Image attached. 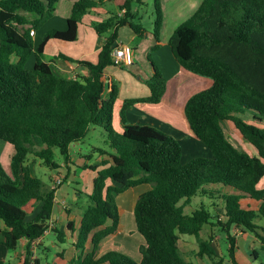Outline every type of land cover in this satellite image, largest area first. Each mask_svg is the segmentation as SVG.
<instances>
[{
  "label": "trees",
  "instance_id": "16d2710c",
  "mask_svg": "<svg viewBox=\"0 0 264 264\" xmlns=\"http://www.w3.org/2000/svg\"><path fill=\"white\" fill-rule=\"evenodd\" d=\"M58 1L0 0V139L14 149L8 172L0 162V244L14 250L25 239L23 264H36L31 258V242L53 222L56 187H49L37 176L34 161L51 170L59 168L56 148L61 159L71 163V145L82 140L90 125H97L105 131V143L112 150L110 160L83 165L96 175L92 192L86 194L90 202L83 208L78 228L69 220L64 231L53 229L61 243L66 240V231L75 234L79 254L71 264H189L179 247L181 234L196 238L197 256L206 255L212 264H222L223 258L210 240L200 236L206 225L217 226L226 234L231 264H236L233 227L252 232L264 251V226L256 223L260 219L264 224V185L258 186L264 177V127L241 117L250 110L257 122L264 120V0H203L168 39L174 58L184 69L212 81L184 105L191 132L210 155L186 161H182L183 149L177 138L154 126L124 119L127 106L158 103L165 92L166 79L150 55L147 58L153 72L144 80L149 93L123 102L122 129H114L118 88L112 83L107 90L103 74L113 65L110 52L117 30L128 25L136 36L146 32L140 23L132 21L135 15L130 0L119 8L123 10L121 16L110 13L92 24L96 34L104 38L96 62L59 55L86 70L74 76L58 74L44 60V46L50 39L76 40L83 15L102 0H74L66 28L48 30L34 45L29 31L42 27ZM30 13L32 18H28ZM153 14L152 50H156L161 45V0H153ZM224 120L234 125L256 154L228 139ZM37 142L40 148H36ZM143 184L151 188L137 196L132 210L136 229L145 242L139 249L140 260L117 249L98 254L100 242L120 229L121 208L116 196ZM210 185L230 187L233 192L211 189ZM198 195H206L214 204L221 200L222 213L213 216L203 203L186 213L184 207ZM245 197L257 202L256 209L242 207ZM30 203L39 204L32 217L26 210ZM88 241L91 250L86 252ZM0 264H4L2 259Z\"/></svg>",
  "mask_w": 264,
  "mask_h": 264
},
{
  "label": "crops",
  "instance_id": "0c3cea01",
  "mask_svg": "<svg viewBox=\"0 0 264 264\" xmlns=\"http://www.w3.org/2000/svg\"><path fill=\"white\" fill-rule=\"evenodd\" d=\"M68 1H70L69 4L66 5V8L62 11H59L58 7H56L57 4H60L61 0L57 2L53 15L32 36L34 45H36L41 40L45 32H47L48 30H64L66 28V20L67 17L70 15L71 7L74 0ZM124 1L125 0H102V3L98 7L89 11V13H96L99 17V21L105 19L110 13H117L121 16L122 10H120L119 8L121 7V5H123ZM202 1L203 0H161V7L163 13L162 26L159 33L161 45L156 50H152V46L154 45L153 6L150 13V25L147 26L138 20V23H140L146 29V32L143 35L136 36L132 33L130 27L129 29L118 28L115 46L119 45L120 43L128 44L129 46H131L133 53V63L131 64V71L124 69L125 67L110 65L106 68L105 73L103 74L104 77H108L107 81L109 84V88L107 90L110 89L112 83L115 84L118 88L117 97L113 107V125L117 129H119V131H121L122 120L120 118V111L122 109L123 102L127 99L148 95L149 93L144 80L152 75V63L148 60L147 56L150 55L152 57L155 64L158 66L159 70L166 79L165 92L160 102L158 103L136 102L127 106L123 111V116L126 122L151 125L156 128L164 129V132L176 136L182 145L183 151L185 150L186 155H188V157L185 156L186 160L195 156L210 155L208 149L191 132L186 117L184 115V105L186 100L192 94L196 93L192 90L194 89V87L204 86L203 89H205L211 85L212 81L209 78L199 76L184 69L174 58L168 46V39L174 29L190 16L198 8ZM111 4H116L117 9L113 10ZM131 11L134 13V15L136 14V12H134L132 9V5ZM32 17L33 15L28 14V18ZM80 24L78 26V36L76 40L69 42L63 40L50 39L46 42L44 46V60L49 62L52 68L62 76H73V74H85L86 70L78 66L75 62H69L63 59L59 56L61 54L78 60L87 59L92 62L97 61V55L101 48L104 38L98 36L93 28L91 32L84 31L83 33H81ZM83 35L85 37H83ZM82 38L83 43H81ZM134 39L137 40L138 44L132 46L130 45L129 41ZM55 46L56 49H53ZM145 66L147 67V69H145ZM115 107H117V113L114 112ZM115 115L117 116L115 117ZM224 121L226 127L230 131H232V133L236 137L238 145L236 143L234 144L229 138L228 139L240 149L250 154H256V150L253 148V146L242 138L241 134L234 127V125L230 121ZM225 133L227 135L226 131ZM78 143L79 142H76L71 145L70 149L73 155L77 151L76 144ZM95 149L96 148H93L94 151ZM5 150H10L9 157L11 158L14 149H9L5 145ZM93 150L92 152H94ZM110 152H112L111 149L105 150L104 154L100 153L101 157H104L100 158L98 163H100L103 159L110 160ZM72 154L70 160L76 163V160L74 159V156L72 157ZM78 162L80 163V159L78 160ZM9 163L10 160L8 162V168ZM69 163L70 162H68L67 164L68 166L51 170L48 174V179L51 183H54L50 185L56 187L54 200L55 204L58 205V209L56 212V217H52L53 222L50 223L49 228L44 232V234L40 238L31 242V258L33 260H36V264H44L42 263V255H45L46 252L52 251V249H55V256L52 260V263L46 261L47 258L45 257V264H65L66 261L72 260L74 252L76 251L74 246L75 234L72 236L69 232H65L67 234H70L71 239L68 238L66 239V241L72 243V248L70 249L71 255L66 254L67 257L69 256L68 259L66 258L67 260H65L64 257H59L58 250H56L57 248H59V241L56 239V233L53 231L54 228L62 229L64 227L62 226L63 224L61 223V221L64 222L66 226V223L69 220H73L75 222V227L77 229L84 208L78 204L80 197V194L78 193H81V191H77L75 188V185L78 183L70 174L73 162H71L70 164ZM57 177H61L59 182L56 181ZM260 182L258 183V186L261 187L264 184L260 185ZM213 187L215 189H222L223 192H233V189H231L230 187H223L220 185H215ZM73 190H76L78 193H75ZM206 199H208V201L211 200L209 203L206 200V206L213 216H215V214L222 213L223 204L221 200V208H219L214 206L215 204L213 199L209 197H206ZM30 204L33 205V203ZM241 204L242 207H244L245 209H256L257 207V202L246 197L241 199ZM72 206L74 208H72ZM27 207L26 210L28 212ZM38 207L39 204L38 206H36V209H38ZM77 209H80L78 213V219H76L75 217V215H77L75 212ZM34 213L35 211L32 214H29L28 212L29 217H32ZM219 218L221 219L222 217L219 216ZM256 223L259 226H264L262 220L260 219H256ZM204 229L206 231V236H203L201 233L200 236L203 239L210 240L211 246L223 258L222 264H231L232 261L230 257L227 256V249L229 248L230 244L226 241V234L224 233V236H222L220 233L222 231L217 226L213 225H206L202 230ZM260 233H262V231H260ZM50 234H53V237L51 238L50 242V248L45 246V250H39V246L42 245L44 237ZM231 235L233 236V259L236 264H264V251L261 248V242L252 232H244L241 231L238 227H233L231 229ZM223 237L226 241L225 253L222 251V246L220 243ZM107 238H109V236L105 237L100 242L97 250L98 254L103 253L100 252L99 249L101 244L105 240H107ZM180 239L181 237H179L178 243ZM25 244L26 240L21 239L18 247L14 250H7L2 244H0V259L3 260L4 264H23ZM89 244L90 241L86 243V252L91 250ZM197 250L198 244L195 250V255ZM39 251L41 253H39ZM196 257L200 258L201 260L206 259V264H209L208 262L212 263V260L206 255L201 257L196 255ZM186 260L190 263L188 259ZM196 264H200V262H197Z\"/></svg>",
  "mask_w": 264,
  "mask_h": 264
},
{
  "label": "rangeland",
  "instance_id": "374dc122",
  "mask_svg": "<svg viewBox=\"0 0 264 264\" xmlns=\"http://www.w3.org/2000/svg\"><path fill=\"white\" fill-rule=\"evenodd\" d=\"M69 2L70 1H68V0H61L60 4H57L56 7H58L59 11H62L66 8V5H68ZM130 2H131L133 11L136 12L133 21L138 22V20H139L140 22L144 23L147 26L150 25V21H151L150 13H151V9L153 6V0H141V2H138L137 0H130ZM116 6H117L116 4L115 5L111 4V7L113 10L117 9ZM30 15H32V14L30 13ZM97 21H99V17L96 13H93V12L85 13L82 17L81 22H80L81 23L80 24L81 33H83L84 31L91 32L92 31V24L94 22H97ZM119 28L129 29V26L123 25V26H120ZM83 37H85V36L83 35ZM81 43H83V38L81 40ZM129 43L132 46L138 44L137 40H135V39L130 40ZM53 49H56V46ZM11 59L14 60V56H12ZM131 67L132 66L129 65V66L125 67L124 69L131 71ZM145 69H147L146 66H145ZM142 76H144V75H142ZM203 88H204V86H202V87L197 86V87H194V89H192V90L194 92H198L199 90H201ZM116 109H117V107H115V111H114L115 113L118 112ZM116 116L117 115H115V117ZM252 116H253V113L250 110H246L241 115V117L246 122L253 123V124H256L258 126L264 127V120H262L261 122H257V120L253 119ZM224 123H225V121H223V124ZM115 125H116V123H115ZM223 126L225 128V131L227 132V137L234 144L236 143L238 145V141H236V137L234 136L232 131H230L226 127V124H224ZM114 129L116 131H119V129H117L116 127H114ZM158 129L165 131L164 129H161V128H158ZM170 135L174 136L173 134H170ZM174 137L177 138L176 136H174ZM105 141H106V134H105L104 129L101 126L90 125L88 128L87 134L82 138V140L79 141L78 144H76L77 145L76 146L77 151L75 152L74 155L72 154V151L70 149V154H72V157L74 156V159L76 160V163L71 160L73 162V165L71 167L70 174L72 177H74V179L78 183L75 185L76 190L81 191V193H78L76 190L75 191L73 190V191L75 193L80 194L78 204L81 207H85L90 202L88 197L86 196V194L87 193L89 194L92 192L93 179L96 175L95 171H93L92 169H89V168H84L83 164H84V162L89 164V165L90 164H97L98 161L100 160V158L104 157V156L101 157L100 152L98 150L94 151L93 148L109 150ZM5 145L9 149H13L11 144H8V143H6L0 139V162H1L3 169L6 172H8L9 171L8 170L9 169L8 168V162L10 160V157H9L10 150H5ZM35 146H36V148H40L41 144L37 142ZM92 150L94 152H92ZM54 152H55V160L57 162H59V165H60L59 168H64L65 166H68L67 164L69 161H63L56 148H54ZM185 156L188 157V155H186V151L184 150L183 156H182V161H186ZM203 156H206V155H203ZM29 157H30V159L32 158L31 156H29ZM79 159H80V163L78 162ZM34 171L37 174V176L40 177L44 181V183L46 185L51 186L50 184H54V183H51L50 180L48 179V174L50 173L51 169H49L43 165H40L39 160H36V159L34 161ZM60 179H61V177H60ZM263 184H264V177L262 178V180L260 182V185H263ZM213 186H215V185H210L211 189H215ZM150 188H151V186L149 184H143V185L137 186L135 188H129L126 191H124V192H122L116 196V202L121 208L120 229H119V232L117 234H115V236H109V238H107V240H105L101 244L100 249H99L100 252H106V251L114 248V249H117L118 251L126 254L127 256L131 257L132 259H134L136 261L140 259L141 254H140L139 249L142 245H144L145 242H144L143 236L136 229L132 210H133V205H134V202H135L137 196L140 193H142V192H144ZM206 200L208 201V199H206V195L195 196L191 199L189 204H187L184 207V211L189 214V213H191L192 210L199 208L201 203H203L206 206V203H207ZM210 201H208V203ZM36 206H38V204L33 203V205L30 204L27 207L29 214H32L34 211L37 210ZM209 206H211V205H209ZM214 206L221 208L219 199L215 200ZM72 208H74V207L72 206ZM79 210L77 209L75 211L77 214V215H75L76 219H78ZM61 223L63 224L62 226L65 227V223L62 221H61ZM63 228L62 229L57 228V229L64 231L65 228L64 229ZM69 233L71 234V232H69ZM69 233L68 234L66 233L67 234L65 237L66 239L70 238ZM220 233L222 236H224V232H220ZM201 234L203 236H206L205 229L201 231ZM52 237H53V234L46 235L43 239L42 245L39 246V250H41V251L45 250L44 249L45 246L50 248V242H51ZM113 237H115V238H113ZM180 237H181V239L179 241V245H180V248H181L183 255L186 257V259H188L190 261L189 264H196L197 262H200V264H206V262H207L206 259L201 260L200 258H197L195 255V250L197 248V241L194 238V236L181 234ZM60 243L61 242H59V244H58L59 248L56 249V250H58V255H59V257H64L65 260H67L69 256L67 257L66 254L71 255L70 249L72 248V243L69 241H66V240L62 244H60ZM220 243L222 246V251L225 253L226 252V241H225L224 237ZM89 247H91L90 244H89ZM54 250L52 249V251L46 252L45 255H42V263L45 264V257L47 258L46 261H48L49 263H52V260L55 256ZM39 253H41V252L39 251ZM78 254H79V250L76 249V251L74 252L72 260L66 261L65 264H71V262L77 257ZM208 263L212 264L211 262H208Z\"/></svg>",
  "mask_w": 264,
  "mask_h": 264
},
{
  "label": "built area",
  "instance_id": "2783aa9c",
  "mask_svg": "<svg viewBox=\"0 0 264 264\" xmlns=\"http://www.w3.org/2000/svg\"><path fill=\"white\" fill-rule=\"evenodd\" d=\"M122 12H123V10H122ZM34 33L35 32L33 30L29 31V34L31 36H33ZM110 56H111V60H112L113 65L118 66V67H127L133 63L132 48L128 44L120 43L119 45L114 46L111 49ZM74 75L75 74H73V76ZM105 79L107 81L108 77L105 76ZM107 88H109L108 81H107ZM56 181L59 182L60 178L57 177Z\"/></svg>",
  "mask_w": 264,
  "mask_h": 264
},
{
  "label": "water",
  "instance_id": "95a60500",
  "mask_svg": "<svg viewBox=\"0 0 264 264\" xmlns=\"http://www.w3.org/2000/svg\"><path fill=\"white\" fill-rule=\"evenodd\" d=\"M57 209H58V205L54 204L52 217H56Z\"/></svg>",
  "mask_w": 264,
  "mask_h": 264
}]
</instances>
